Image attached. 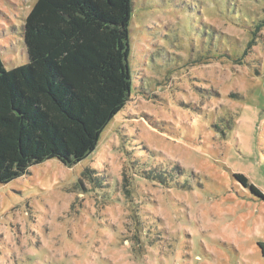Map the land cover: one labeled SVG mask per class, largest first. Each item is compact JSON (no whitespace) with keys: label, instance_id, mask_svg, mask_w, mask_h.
<instances>
[{"label":"rangeland","instance_id":"obj_1","mask_svg":"<svg viewBox=\"0 0 264 264\" xmlns=\"http://www.w3.org/2000/svg\"><path fill=\"white\" fill-rule=\"evenodd\" d=\"M37 0H0L28 60ZM132 93L96 150L0 184V264H264V0H133Z\"/></svg>","mask_w":264,"mask_h":264},{"label":"trees","instance_id":"obj_2","mask_svg":"<svg viewBox=\"0 0 264 264\" xmlns=\"http://www.w3.org/2000/svg\"><path fill=\"white\" fill-rule=\"evenodd\" d=\"M133 0H37L23 28L26 63L0 52V184L57 158L92 154L132 93ZM235 177L264 194L247 176Z\"/></svg>","mask_w":264,"mask_h":264}]
</instances>
